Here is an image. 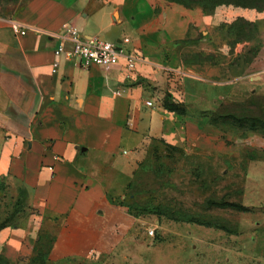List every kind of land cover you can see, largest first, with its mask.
I'll return each mask as SVG.
<instances>
[{
  "label": "crops",
  "instance_id": "0c3cea01",
  "mask_svg": "<svg viewBox=\"0 0 264 264\" xmlns=\"http://www.w3.org/2000/svg\"><path fill=\"white\" fill-rule=\"evenodd\" d=\"M67 26L113 43L128 37L142 57L134 78L126 82L123 65L58 60ZM202 34L186 11L158 12L150 0H0V184L25 203L0 228V256L30 264L43 241L53 262L115 253L139 231L125 200L149 144L231 152L234 133L212 121L255 94L264 65L192 61L221 54ZM168 99L183 112L167 110Z\"/></svg>",
  "mask_w": 264,
  "mask_h": 264
},
{
  "label": "rangeland",
  "instance_id": "374dc122",
  "mask_svg": "<svg viewBox=\"0 0 264 264\" xmlns=\"http://www.w3.org/2000/svg\"><path fill=\"white\" fill-rule=\"evenodd\" d=\"M150 1L158 12L186 11L199 38L202 31L216 38L218 58L192 55V61L228 59L237 70L264 65V0ZM240 100L232 114L252 121L235 124L221 113L214 118L234 133L225 141L228 154L163 140L149 144L125 200L139 231L122 249L100 258L36 264H264V81ZM18 203L25 205L0 184V223L17 218Z\"/></svg>",
  "mask_w": 264,
  "mask_h": 264
},
{
  "label": "built area",
  "instance_id": "2783aa9c",
  "mask_svg": "<svg viewBox=\"0 0 264 264\" xmlns=\"http://www.w3.org/2000/svg\"><path fill=\"white\" fill-rule=\"evenodd\" d=\"M11 28L17 36H25L27 29L20 23L11 21ZM60 44L54 51L58 60H75L84 68L99 66L113 68L123 65L124 79L131 81L134 78L138 63L142 61L140 53L130 50L127 47L131 40L125 37L120 42H109L99 37L86 38L75 26H67L58 35ZM59 62L53 65V73L57 72ZM124 89L115 91L116 96H121ZM148 107H153L152 101L146 103ZM153 235V232H151Z\"/></svg>",
  "mask_w": 264,
  "mask_h": 264
},
{
  "label": "trees",
  "instance_id": "16d2710c",
  "mask_svg": "<svg viewBox=\"0 0 264 264\" xmlns=\"http://www.w3.org/2000/svg\"><path fill=\"white\" fill-rule=\"evenodd\" d=\"M173 2H179L178 0H173ZM197 41V40H196ZM189 43H194L195 41H188ZM164 107L169 110L170 112L172 113H181L183 112V109L180 107L179 104L177 103H174L171 99H168L165 103H164ZM226 119H231L235 124H243L244 122H247V121H252L253 119L251 118H247V119H241V118H238L236 116H234L233 114H229ZM255 120H258V119H255ZM213 123L215 122L214 120L212 121ZM215 124V123H214ZM263 129H264V125L262 126ZM253 128V126H252ZM18 206H20V203H18ZM17 212V211H16ZM16 215L13 213V217H15ZM173 218V217H171ZM10 219L12 218H6L4 219L1 223H0V228L6 224L8 221H10ZM179 220L183 221V219H180L178 218ZM188 222V221H186ZM49 241L48 242H45L43 241L42 243H40V245L36 248V254L35 256L31 259L30 261V264H36L42 260H46V259H49ZM0 264H10L6 258H4L3 256H0Z\"/></svg>",
  "mask_w": 264,
  "mask_h": 264
}]
</instances>
